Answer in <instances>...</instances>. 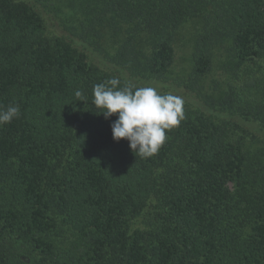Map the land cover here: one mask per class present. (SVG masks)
<instances>
[{
  "label": "trees",
  "instance_id": "obj_1",
  "mask_svg": "<svg viewBox=\"0 0 264 264\" xmlns=\"http://www.w3.org/2000/svg\"><path fill=\"white\" fill-rule=\"evenodd\" d=\"M112 78L184 100L150 158L92 104ZM9 105L0 264H264V0H0Z\"/></svg>",
  "mask_w": 264,
  "mask_h": 264
},
{
  "label": "clouds",
  "instance_id": "obj_2",
  "mask_svg": "<svg viewBox=\"0 0 264 264\" xmlns=\"http://www.w3.org/2000/svg\"><path fill=\"white\" fill-rule=\"evenodd\" d=\"M120 83L112 78L95 85L92 104L105 119L117 115L111 125L114 141L126 139L135 156L150 158L166 141V132L183 120L184 100L172 93L162 95L154 87H120ZM75 94L81 96L79 91ZM19 113L16 105L0 109V126L10 123Z\"/></svg>",
  "mask_w": 264,
  "mask_h": 264
},
{
  "label": "rangeland",
  "instance_id": "obj_3",
  "mask_svg": "<svg viewBox=\"0 0 264 264\" xmlns=\"http://www.w3.org/2000/svg\"><path fill=\"white\" fill-rule=\"evenodd\" d=\"M195 35V26L193 24H186L179 32L174 44V66L173 74H182L187 68L189 57L192 50V43ZM219 62L216 60L212 74L206 80L208 86H213V81L223 83L224 76L222 74Z\"/></svg>",
  "mask_w": 264,
  "mask_h": 264
}]
</instances>
